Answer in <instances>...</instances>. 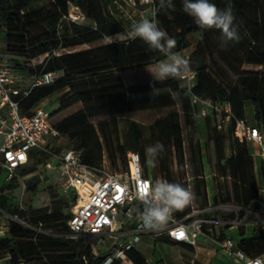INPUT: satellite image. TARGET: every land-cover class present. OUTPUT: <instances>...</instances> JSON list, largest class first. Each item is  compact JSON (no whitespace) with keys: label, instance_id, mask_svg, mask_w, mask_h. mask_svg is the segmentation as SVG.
Wrapping results in <instances>:
<instances>
[{"label":"trees","instance_id":"trees-1","mask_svg":"<svg viewBox=\"0 0 264 264\" xmlns=\"http://www.w3.org/2000/svg\"><path fill=\"white\" fill-rule=\"evenodd\" d=\"M116 1L0 0V32L14 68L27 77L64 71L52 83L34 87L28 94L18 96L22 111L30 113L45 98L60 93L58 107L50 113L51 123L62 135L69 137V148L82 150L83 163L102 168L107 151L112 166H116L120 157L124 166L120 170L126 169L127 154L135 151L141 155L145 175L150 176L146 172L145 149L148 143L152 145L160 141L165 147L164 153L158 157L160 176L164 174L168 182L190 188L184 176L179 174L175 178L169 170L168 160L174 150L179 162L185 163L183 128L186 125L192 131L196 130L201 110V105L194 103L193 97L229 103L234 115L231 121L227 122L224 114L217 118L214 112L200 116L205 121L214 122L207 140L211 146L208 162L213 171V202L215 205L232 202L248 206L258 197L254 162L247 141H240L235 136V128L237 119H247V104H250L256 125L264 132V71L237 67L228 51L234 48L244 65L264 66V0H210L221 10L231 7L235 17L234 26L240 40L226 49L219 45L218 30L199 28L194 19L183 12L182 0H173L174 11L162 10L157 14L159 27L177 41L173 52L190 47V35L198 38L195 49L186 57L196 72V81L191 88L175 78L127 84L122 77L124 73L155 65L166 58L150 49L140 38L126 44L113 40L76 49L125 30L112 10ZM73 15L88 22L74 19ZM62 50L66 51L57 53ZM44 55L42 62L33 64L34 59ZM219 59H224L226 66L235 70L237 78L234 82L227 85L223 82L225 78L221 71L224 67ZM76 105L80 107L53 121L55 115ZM162 110L167 111L152 124L125 117L122 130L120 128V116ZM94 119H99L97 125ZM49 142L52 144L53 141ZM52 148L55 152L61 151ZM47 158L44 150H36L26 168L43 165ZM189 161L194 171V199L200 208H204L208 204V195L203 155L200 141L193 137H190ZM0 209L25 220L24 210L19 209L11 195H0ZM192 210L191 201L173 214L183 219ZM71 217L72 212L61 210L38 215L36 222L62 227L60 231L49 233L34 231L18 219L10 220L8 235L0 237V254L10 256L12 263L23 259L26 264H105L111 253L96 254L90 242L83 243V237L70 236L68 223ZM261 238L255 234L252 239H243L238 244L245 250L246 245ZM126 257L133 264H149L146 255L137 247L128 249ZM110 264L123 263L114 259Z\"/></svg>","mask_w":264,"mask_h":264},{"label":"built area","instance_id":"built-area-1","mask_svg":"<svg viewBox=\"0 0 264 264\" xmlns=\"http://www.w3.org/2000/svg\"><path fill=\"white\" fill-rule=\"evenodd\" d=\"M140 3L147 4L145 0H140ZM0 43V173L6 174L5 183L13 182L19 169L30 162L34 151L44 150L48 155L44 166L57 171L64 193L74 200L75 210L68 223L71 237L101 234L98 243L103 244L107 238H117L130 230L132 237L118 242L105 264H110L114 259L127 258L126 251L137 247L146 233L196 248L205 225L214 222L206 216L209 208H193L183 219L176 218L172 213L158 227L145 229L139 219L142 205L136 199V194L156 181L145 175L140 153L128 152L126 169L107 170L104 165L98 168L83 163L82 150L67 148L55 152L48 136L57 139L61 133L51 123V112L37 105L30 113H24L18 96L28 94L34 87L52 83L64 71L27 77L14 68L5 42ZM192 71L195 73L194 78L181 79L189 88L196 81V72ZM193 102L201 105L200 116L214 112L219 119L224 114L227 122L234 118L229 103H214L198 96L193 97ZM218 127H221V123ZM235 136L240 141L256 142L264 158V132L260 127L250 125L247 119H237ZM126 225H130L129 230H126ZM8 233L9 225L0 224V237ZM218 244L223 252L236 258L240 264H264L261 257L248 255L233 238L221 239ZM0 264H26V261L22 259L12 263L10 256L0 254Z\"/></svg>","mask_w":264,"mask_h":264},{"label":"rangeland","instance_id":"rangeland-1","mask_svg":"<svg viewBox=\"0 0 264 264\" xmlns=\"http://www.w3.org/2000/svg\"><path fill=\"white\" fill-rule=\"evenodd\" d=\"M41 2L46 0H40ZM112 10L117 16V18L121 21V23L124 25L125 30L123 32H127L131 30V25L137 21H139L142 18H151L152 17V11L153 7L149 4L140 3V0H119L118 3H116L115 6H112ZM74 19L82 20L81 18H78L77 16L73 15ZM83 22H88L87 20H82ZM117 35V34H116ZM116 35L105 38L102 40L95 41L93 43H87L78 46L76 49H85L92 46H97L100 44L108 43L113 41V39H118V37H115ZM198 38L196 35H191L190 41L191 44L197 42ZM1 45V43H0ZM231 51H228V54H230V58L233 61V63L237 67H243L244 69H250V70H260L264 71V66L261 65H254V64H242V61L240 58H238V53L234 50V48H230ZM66 50H62L57 53L64 52ZM46 55L41 56L40 58H37L33 61V64L40 63ZM166 59V58H165ZM219 62L224 67L223 71H221L222 76L225 78L223 81L226 85L228 83H232L236 80L237 74L235 70L231 69L229 66H226V61L224 59H219ZM32 64V61L30 62ZM154 65L149 67H144L140 69H135L128 71L123 74V79L127 84H138V83H146L148 81L154 80L153 76L149 72ZM149 70V71H148ZM219 70V69H218ZM222 80V79H221ZM60 96V93H56L43 101L39 103L40 106L47 109L49 112H52L58 107V97ZM80 105H76L72 107L71 109H67L64 112L58 113L54 116L53 121L59 120L61 117L65 116L67 113L73 112L76 109H78ZM251 109V110H250ZM249 112H248V123L250 125H256V120L253 116V107L250 106ZM167 110L162 111H139L134 112L125 115L124 117H119V125L122 130L123 128V122L124 118H131L134 120H137L139 122H142L146 125L152 124L160 115H163ZM99 119H94L93 122L97 125ZM214 126V122L205 121L203 120L200 115L197 118V124H196V130L192 131L188 126L184 125L183 131H184V140H185V163L181 164L179 162V159L177 157V154L175 151H172L171 156L168 160L169 170L172 172V174L175 176V178L179 177V174L181 176H184L188 182L190 183V189L193 192V186H194V171H193V164L189 161V155H190V137H193L194 140H199L201 143V149H202V155H203V170L204 174H208L207 178V184L208 188L211 192V194H214L213 192V182H212V168L208 162L209 154L211 153V146H208V135L209 130ZM48 139L53 141L52 146L54 148H57L59 150H64L69 148L67 146L69 142V137L67 135H60L59 138H53L52 135L48 136ZM151 145L147 144L146 148ZM104 156H106L105 160L106 163H104V166L107 170H120V167L123 166L122 159L118 157L116 166H112L110 163V160L108 158L107 151H105ZM128 160V156H127ZM148 160V157H147ZM124 167V166H123ZM147 173L150 174L151 178H153L155 181L160 179H166L163 174L160 176V165L159 161L156 167H151L147 163ZM5 177L6 174L2 172L0 174V192H6V194L11 195L14 197L15 204L19 207V209L24 210L25 214V220L19 219L21 223L26 225L27 227L31 228L34 231L37 232H56L57 230H62V227L60 225L58 226H52L49 224H41L35 221V218L40 214L55 212V211H63V212H72L74 213L75 206L74 202L71 200V196H64L61 191H59V187L57 184H54V176L50 177H44L41 178L38 174L32 173L27 176H21L16 179V184L8 187L3 186L5 183ZM220 180H223L222 178ZM218 208L220 210L219 213L222 215H234L236 210H238V206H236L232 202H224L218 205ZM250 210V208H248ZM255 210L262 216H264V206L261 204H257L255 206ZM0 220L2 221H10V220H16L15 217L11 216L8 212H0ZM57 224H60V222H57ZM126 230L130 229V225H126ZM83 237L82 241L84 244H88L89 242L95 245V248L97 252H107L106 250L112 251L114 248V239L107 238V241L105 243H98V240L100 239L99 236H78ZM132 236L129 234L122 236V240L130 239ZM146 244H149L151 241L149 239L144 240ZM165 251L167 255H169L170 247L168 245H164ZM142 250L145 252V254H149L154 256L155 258L158 257L159 252H156L153 247L145 248L142 246ZM109 252V251H108ZM113 252V251H112ZM169 257V256H168ZM125 259V261H124ZM121 259V262L123 264H133L129 259L125 258ZM155 264V263H153ZM169 264V263H168Z\"/></svg>","mask_w":264,"mask_h":264},{"label":"clouds","instance_id":"clouds-1","mask_svg":"<svg viewBox=\"0 0 264 264\" xmlns=\"http://www.w3.org/2000/svg\"><path fill=\"white\" fill-rule=\"evenodd\" d=\"M153 5L152 18H142L131 25V30L118 33L113 39L121 43H128L137 38L142 39L150 49L162 53L166 59L160 60L149 71L156 81L168 78H194L195 73L190 67V61L178 53L173 52L177 41L159 27L157 14L162 10H175L173 0H145ZM182 10L194 19L195 24L205 30L219 31V45L226 49L232 43H238L240 36L234 26V15L231 7L219 9L210 0H182ZM113 42V41H112ZM165 151L162 142L156 141L146 149L147 163L156 167L158 157ZM194 198V193L179 183L167 180H157L154 185L137 192L136 199L142 205L139 219L145 229H153L166 222L173 212L183 209ZM259 264V262H257Z\"/></svg>","mask_w":264,"mask_h":264},{"label":"crops","instance_id":"crops-1","mask_svg":"<svg viewBox=\"0 0 264 264\" xmlns=\"http://www.w3.org/2000/svg\"><path fill=\"white\" fill-rule=\"evenodd\" d=\"M118 1L119 0H117L113 4V6H115ZM190 37L191 35L189 36V38ZM0 41L4 42V36L1 32ZM196 45L197 42L191 44L187 49H184L183 51L177 53L186 58L189 53L195 49ZM250 106V104H247V119ZM252 112L254 115V110ZM247 144L249 147L250 155L252 156L254 162L255 184L258 189L257 199L252 201L248 206L236 205L238 206V210H236L234 215H222L221 213H219L220 210L218 208V205H215L213 202V194H211L207 184L208 204L206 205V207L209 208V212L206 214V216L213 219L214 222L212 224L205 225L204 233L199 236L197 247L194 248L182 242H167L166 240H168V238H156L149 233L143 234L141 242L137 244V248H139L144 254L145 252L142 250V246H144L145 248L151 246L155 249L156 252H159L158 257L156 258L152 255L145 254L149 260V264H240L236 258L229 256L228 254L223 252L220 249L218 242L219 240L224 238H233L237 242H240L243 239L250 240L255 234L261 236L262 238L250 242L248 246L246 245V249L244 251L252 257H261L264 262V216L260 215L255 210V206H257V204H261L262 206H264V158L260 155V147L256 142L247 141ZM105 158L106 156H104V163H106ZM35 172H38L41 178L54 176V184L58 185L60 189L59 191H61L64 196L67 195L62 189L57 171L54 169H47L44 164L28 168H26V165L23 166L19 169L16 179ZM205 178L207 181L208 174H205ZM16 179L13 180L10 185L4 183L3 186L11 187L15 185ZM1 194H6V192H0V195ZM192 205L193 208L199 207L194 198L192 199ZM248 208H250V210ZM0 212H4V210L0 209ZM0 224L8 226L10 224V221L0 220ZM129 232L130 230L127 231L128 235L130 234ZM127 234L120 235L117 238H112L114 239V248L117 243L120 242L122 236H125ZM100 235L101 234L89 236L100 237ZM146 238L151 241L149 244H146V242L144 241ZM91 244L93 250L97 252L93 242ZM164 245H168L170 247V251L168 253L169 255H167ZM114 248L112 249V251L114 250ZM106 251H109L108 253L112 252L110 251V249Z\"/></svg>","mask_w":264,"mask_h":264}]
</instances>
